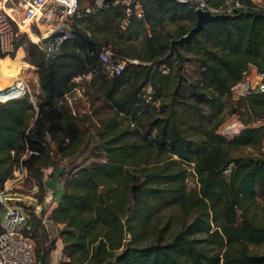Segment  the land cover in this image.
<instances>
[{
  "label": "trees",
  "instance_id": "trees-1",
  "mask_svg": "<svg viewBox=\"0 0 264 264\" xmlns=\"http://www.w3.org/2000/svg\"><path fill=\"white\" fill-rule=\"evenodd\" d=\"M80 1L71 36L54 56L19 35L23 61L36 68V100L0 102V184L27 144L39 152L22 161L38 183L37 202L41 170H53L54 156L64 159L86 146L90 125L62 100L72 78L89 72L87 86L100 92L98 107L109 110L94 128L102 158L61 173L59 198L46 216L60 227L50 239L38 235L40 249L44 243L47 256L59 238L57 264H264V249L257 251L264 246V91L225 109L230 86L248 65L264 73V11L239 9L203 22L194 38L170 48L194 23L188 4L83 0L80 10ZM102 45L127 59L117 75L101 72L96 52ZM189 60L197 63V78L182 87ZM22 63L16 67L33 79ZM233 112L242 127L219 135L217 126ZM187 167L192 188L184 182ZM166 207L176 212L160 211ZM29 219L38 231L32 214Z\"/></svg>",
  "mask_w": 264,
  "mask_h": 264
},
{
  "label": "built area",
  "instance_id": "built-area-1",
  "mask_svg": "<svg viewBox=\"0 0 264 264\" xmlns=\"http://www.w3.org/2000/svg\"><path fill=\"white\" fill-rule=\"evenodd\" d=\"M175 1L188 4L193 10L199 8L212 14L231 15L236 10L245 8L264 11V0H222L217 5H210L205 0ZM115 2L116 0L113 1ZM101 4V0H95L96 6ZM92 8L85 7L84 11L88 12ZM78 15L77 0H0V57L10 60L11 54L15 56L18 47L25 43L18 41L22 33L45 57L54 56L59 52L61 43L70 38V22L74 16ZM37 29L43 30L37 32ZM23 57L24 54L21 51L18 63L20 65L23 62V65L31 67L34 80L36 68L23 61ZM96 57L100 63L101 72L106 76L117 75L127 60L112 57L109 47L104 45L97 50ZM128 61L135 62L133 59ZM22 71L23 69L20 68L18 74L0 78V102L22 97H26L31 103L34 102L27 83L28 78ZM90 77L89 72L73 77L71 88L62 95V100L68 105L71 113H74L73 104L75 100L82 97ZM79 80H81L80 83ZM261 91H264V73L248 65L240 78L230 86L229 95L237 99L243 95ZM230 125V123L224 124L229 133L233 130ZM29 155H39V152L25 144L10 175L0 184V264H37L34 243L30 237L29 215L32 214L33 218L38 219V225L45 224L47 216L45 207L53 203L54 197L52 190L42 185V199L37 202L35 195L38 192V183L35 180L28 183L29 176L22 162ZM229 169L227 167L224 173H228ZM47 175L43 174L42 181L47 178Z\"/></svg>",
  "mask_w": 264,
  "mask_h": 264
},
{
  "label": "rangeland",
  "instance_id": "rangeland-1",
  "mask_svg": "<svg viewBox=\"0 0 264 264\" xmlns=\"http://www.w3.org/2000/svg\"><path fill=\"white\" fill-rule=\"evenodd\" d=\"M78 4H79L78 8L81 10L84 7L85 2L83 0H81L80 2H78ZM40 31L41 30L37 29V32H40ZM20 39L22 41H25V37H22V38L20 37ZM27 40H28V38H27ZM20 51H23V54L25 56L23 46H20V48L18 47V52H20ZM18 56H19L18 54H15V56L10 59L11 61L6 58L7 60H6L5 65L3 67V70L5 72H10L11 74H14V75L18 74L19 68L16 67L17 62L19 61ZM25 66L27 67V65H25ZM197 71H198L197 70V63L195 61L189 60V61L184 62L183 67H182V71H181L182 72V78L184 80V82H182V87H185L186 82H190V81L195 80L197 78ZM25 76H27V75H25ZM106 77H109V76H106ZM27 78H28L27 83L29 85L31 93L33 94V100H36L37 97H35L36 93L34 92V88H35V82L34 81L36 80V78L34 80L30 79L28 76H27ZM24 79L26 80V78H24ZM80 81L81 80H79L78 82L80 83ZM141 90H142V92H145V93L149 92L147 86H144ZM99 96H100V92L97 91L94 86H85L84 96L79 97L77 100H75V102L73 104L74 111L77 112L78 114H81V116H84L90 126L88 128V137L85 139L86 146L81 151H79L78 153H76L72 156L64 158V159L63 158L59 159L56 156H54L52 158L57 163L58 166H61L63 168L62 172L64 170L65 171L68 170L69 168H71L74 165L87 164L91 161L100 160L102 158V153L100 151L94 149V147L97 143L96 136L94 135V131H95L94 128L98 127V123H97L96 118L104 116L105 114H108L109 110L106 108L98 107V104L101 103V101H100L101 97H99ZM146 97H148V96H146ZM145 100H148V98H146ZM235 102H236L235 99L229 98V100L226 102L225 109L229 105H231V106L234 105ZM257 122H259V121L256 120L255 123H257ZM226 123H230L231 128H233V130L230 133L227 132V128H226V126H224V124H226ZM241 127H242V125L237 119V114L233 112V113L227 115V117L217 126L216 131L221 136L229 137L233 134H236L237 131ZM245 151H248V149H245L244 152ZM189 169L190 168L187 167L186 177H185L184 182H185V186L187 188H192L195 186V180H194L193 174L189 171ZM48 172H49V174L47 175ZM51 172H52V168L50 166H47L41 170V173L47 175L48 178L50 177ZM60 176H59V178H60ZM31 180H33L31 177L28 178V183ZM25 185H28V184H25ZM58 185H57L55 190H52V195L55 199H58V197L60 195V188H58ZM23 191L24 192L26 191L25 186L23 188ZM254 196H255V202H256L254 205V208H255V212L258 214L259 210L262 207V204H261V201L259 198V193H258L257 189H255ZM160 211L163 213H174V212H176V209L174 207H166V208H162ZM30 217H31V215H29V218ZM57 228L58 227L56 224H53L50 221L45 220V224L41 225L38 231H30V233H31L30 237L32 238L33 243H34L35 253L38 252V254H39V251H40V247H39L38 242H37L38 235L41 237L45 236L47 239H50V237L56 235L55 231ZM42 244H44V243H42ZM55 249H54V251L50 250L51 252L49 251V253L47 254L46 264H57L59 261L62 260V257H61V260L57 258L60 256V254H59V250L56 249L58 252V254L56 255ZM263 249H264V246H260V248L257 249V251H261Z\"/></svg>",
  "mask_w": 264,
  "mask_h": 264
},
{
  "label": "water",
  "instance_id": "water-1",
  "mask_svg": "<svg viewBox=\"0 0 264 264\" xmlns=\"http://www.w3.org/2000/svg\"><path fill=\"white\" fill-rule=\"evenodd\" d=\"M195 19L194 23L188 28V30L178 38H174L170 40V48L174 47L175 43H183L186 42L190 38L195 37V33L201 28L203 22L211 21L214 19H222L228 16H231L230 14H223V13H210L207 10H201L199 8H196L193 10ZM264 163V159L261 160ZM63 168L61 166L55 165L53 167V170L51 172V175L49 178L44 179L42 181V185L49 190H55L57 185L59 184V176L62 173ZM38 225V219H35V226ZM124 236H127V232L125 227L123 228ZM37 264H46V247L44 244H41V249L38 255Z\"/></svg>",
  "mask_w": 264,
  "mask_h": 264
},
{
  "label": "crops",
  "instance_id": "crops-1",
  "mask_svg": "<svg viewBox=\"0 0 264 264\" xmlns=\"http://www.w3.org/2000/svg\"><path fill=\"white\" fill-rule=\"evenodd\" d=\"M120 1H121V3H127V2H128V0H120ZM84 6H85V4H84ZM125 11H126V10H125ZM126 12H127V11H126ZM135 12H136V14L138 13L137 5L135 6ZM16 54L21 55V51L18 52V49H17ZM88 81H89V80H88ZM88 81L86 82V86H87ZM34 82H35L34 92L37 93V92H38V89H37V82H36V80H35ZM147 88H148V86H147ZM82 97H83V96H82ZM92 109H93V108H92ZM58 188H60V191H61L60 183H59V185H58ZM58 198H59V197H58ZM57 200H58V199H55V198H54L53 203H52L51 205H49V206H48V205H47V206L45 205V206H46L45 208H47V209H46V210H47L46 215H47L48 212L51 210V208L54 207V205L56 204ZM56 225H57V227H60L59 224H56ZM55 242H56V243H55V248H56L57 250H59V254H60V256L57 257V258L61 260V257H62V259H63V255H62V253H61L62 243H61V241H60L59 238H57ZM55 248H54V249H55ZM54 249H53L52 251H54ZM56 249H55V250H56ZM57 250L55 251V252H56V255L58 254ZM50 252H51V251H50ZM52 256H53V255H52ZM53 257H54V256H53Z\"/></svg>",
  "mask_w": 264,
  "mask_h": 264
},
{
  "label": "bare ground",
  "instance_id": "bare-ground-1",
  "mask_svg": "<svg viewBox=\"0 0 264 264\" xmlns=\"http://www.w3.org/2000/svg\"><path fill=\"white\" fill-rule=\"evenodd\" d=\"M41 30H43V29H41ZM5 62H6V57L0 59V78H5V77L10 76V75L14 76V74H11L10 72H5L3 70Z\"/></svg>",
  "mask_w": 264,
  "mask_h": 264
},
{
  "label": "clouds",
  "instance_id": "clouds-1",
  "mask_svg": "<svg viewBox=\"0 0 264 264\" xmlns=\"http://www.w3.org/2000/svg\"><path fill=\"white\" fill-rule=\"evenodd\" d=\"M47 178H48V177H47ZM47 178H46V179H47Z\"/></svg>",
  "mask_w": 264,
  "mask_h": 264
}]
</instances>
